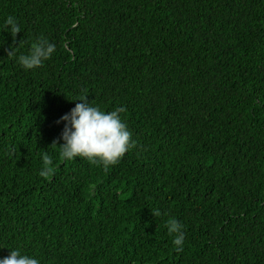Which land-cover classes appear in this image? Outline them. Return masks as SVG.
Listing matches in <instances>:
<instances>
[{"label":"trees","instance_id":"16d2710c","mask_svg":"<svg viewBox=\"0 0 264 264\" xmlns=\"http://www.w3.org/2000/svg\"><path fill=\"white\" fill-rule=\"evenodd\" d=\"M41 34L57 47L43 66L7 56ZM82 95L127 109L136 147L108 169L52 144ZM12 248L41 264H264V0H0V258Z\"/></svg>","mask_w":264,"mask_h":264},{"label":"clouds","instance_id":"9594fccd","mask_svg":"<svg viewBox=\"0 0 264 264\" xmlns=\"http://www.w3.org/2000/svg\"><path fill=\"white\" fill-rule=\"evenodd\" d=\"M4 29L10 32L13 40L21 32V26L15 16L9 15L4 20ZM7 51V56L15 58L26 70L43 66L45 61L52 58L57 51L56 44L41 34L31 45L27 54L17 55L13 46ZM81 102L61 116L57 123L65 122L60 137L52 144L59 145L61 158L74 160L77 157L87 159L90 164L102 165L105 169L116 165L131 149L136 147L133 133L120 116L127 109L119 106L113 111H105L100 106L92 105L88 96L82 95ZM76 100V99H75ZM63 142L60 143L59 141ZM44 167L38 175L47 179L52 172L53 163L47 154L42 156ZM154 216L160 215L158 209H153ZM167 232L172 237L171 243L177 253L184 250L185 232L184 225L176 218L168 221ZM10 254L0 258V264H41V261L18 248L10 249Z\"/></svg>","mask_w":264,"mask_h":264}]
</instances>
